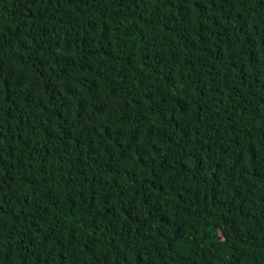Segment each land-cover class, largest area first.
<instances>
[{
	"label": "trees",
	"instance_id": "obj_1",
	"mask_svg": "<svg viewBox=\"0 0 264 264\" xmlns=\"http://www.w3.org/2000/svg\"><path fill=\"white\" fill-rule=\"evenodd\" d=\"M0 264H264V0H0Z\"/></svg>",
	"mask_w": 264,
	"mask_h": 264
}]
</instances>
